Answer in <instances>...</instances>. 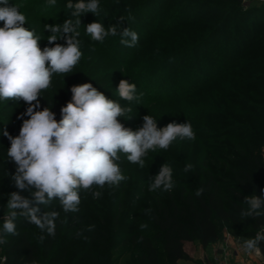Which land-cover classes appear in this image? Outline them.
Wrapping results in <instances>:
<instances>
[{"label": "rangeland", "instance_id": "rangeland-1", "mask_svg": "<svg viewBox=\"0 0 264 264\" xmlns=\"http://www.w3.org/2000/svg\"><path fill=\"white\" fill-rule=\"evenodd\" d=\"M67 2L56 0L55 6L49 7L47 0H9L10 5H17L26 16L24 27L40 36L41 49L54 46L48 44L50 33L45 31V24H63L66 19H75L66 8ZM114 2L99 0L98 15L87 13L81 17L82 24L78 29L83 53L81 60L71 72L53 74L51 86L40 93V110L51 108L59 121L64 103L71 102L70 89L83 81L92 83L109 99L132 108L130 113L120 118L125 127L133 131L139 129L145 115L156 119L160 128L170 122L188 121L195 132V139L177 138L166 150H150L144 157L143 168L130 163L126 154L119 153L117 163L127 179L118 185L80 189L81 202L77 212L65 213L58 199L49 205H41V214L45 211L59 212L56 224L61 231L77 232L76 241L85 235L87 220H97L99 216L105 221L103 227H107L114 218L118 221L117 226L124 223L129 230L137 227L147 231L152 210L161 203L167 205L169 193L177 198L183 182L186 188L194 189L196 193L202 188L201 181L205 180L209 170L224 186L235 182L233 176L237 170V174L243 175L241 168L246 170L250 157L252 164L258 163L259 158L264 164V66H256L246 73L236 71L252 48L244 49L247 42L244 38L250 33L247 28L264 19V0H240L235 3L244 11L258 9L259 15L256 13L255 16L259 19L246 27L248 24L233 15L226 31L223 29L216 35L210 33L216 20L209 19L214 12V4L208 0H152L139 18H134L130 10L121 14V9L113 7ZM252 16L245 20L250 22ZM92 22H100L105 28L121 24V29L133 22L129 28L138 33V43L127 47L120 43L119 35H109L103 42L94 41L85 28ZM0 27H3V22H0ZM56 43L64 45L65 40L59 39ZM122 79L135 83L137 93H143L138 101L129 103L120 99L116 88ZM27 107L22 100H0V228L7 215L9 194L19 191L11 180L16 165L7 156L10 141L3 133L7 131L13 137L19 134L23 120L17 117ZM128 117L132 118L124 120ZM165 163L173 170L174 187L170 191H150L151 178ZM187 164H192L193 169L185 172ZM194 172L201 174V179L195 175L190 181H182L185 174L193 177ZM94 191L101 193L99 198H93ZM21 195L27 197L29 193L22 192ZM15 223L18 236L23 230L36 238L45 233L24 217H18ZM216 225L221 232L219 239L223 240L228 232L232 238L235 237L234 245H228L229 248L223 245L224 251L215 242L203 246L197 239L186 241L184 248L189 251L191 259L202 260L205 256L203 252L210 249L213 254L224 253L231 264H263L262 252L254 261V254L245 252L242 247L243 240L250 237L234 236L231 229L219 221ZM128 244L129 241H124L114 250V255L123 252L117 264H128L134 257L135 252ZM5 248L6 243L0 245V257L6 256ZM205 259L209 261V258Z\"/></svg>", "mask_w": 264, "mask_h": 264}, {"label": "clouds", "instance_id": "clouds-1", "mask_svg": "<svg viewBox=\"0 0 264 264\" xmlns=\"http://www.w3.org/2000/svg\"><path fill=\"white\" fill-rule=\"evenodd\" d=\"M49 7L56 0H47ZM66 8L70 16L63 24H45L48 44L40 47V36L34 30L24 27L26 16L9 0H0V100L23 101L28 105L18 119L23 123L19 134L3 135L10 141L8 158L16 165L11 176L19 190L9 194L7 215L0 228V245L7 243L8 235H18L16 219L24 217L41 232L54 236L59 212L41 214L40 206L49 205L58 199L65 213L77 212L81 202L80 189L91 190L93 186L103 188L118 185L127 179L117 163L119 153L126 154L132 164L145 166L144 157L152 150L168 149L177 138L195 139L190 122H170L158 127L151 115L143 117V125L133 131L120 122L132 111L119 101L109 99L92 83L73 86L71 102L61 108V119L49 107L40 110V93L51 86L53 74H65L80 62L83 55L80 48L79 26L84 14L98 15L99 0H68ZM123 22V18H120ZM92 40L103 42L106 37L120 36V43L134 47L139 40L138 33L121 24L105 26L92 22L85 26ZM64 39L65 44L56 43ZM121 100L129 103L138 101L143 93H137L135 83L122 79L116 88ZM24 116L29 117L23 119ZM128 117L124 120H130ZM193 169L187 164L185 172ZM173 170L165 163L151 178L150 191H170L174 187ZM203 188L197 189L200 196ZM27 192L26 197L21 195ZM93 198L101 193L94 191ZM246 208L241 215L264 216V195L252 194L244 199ZM94 226H89V231ZM41 240L44 236L40 237ZM264 241V228L254 237L243 240L242 247L249 254L261 255L260 242Z\"/></svg>", "mask_w": 264, "mask_h": 264}, {"label": "trees", "instance_id": "trees-1", "mask_svg": "<svg viewBox=\"0 0 264 264\" xmlns=\"http://www.w3.org/2000/svg\"><path fill=\"white\" fill-rule=\"evenodd\" d=\"M114 1L113 7L121 9V14L130 10L133 12L134 18H139L147 3L152 0ZM239 1L208 0L209 3L214 4V12L209 16V19L216 20V24L210 31L211 35H216L223 29L226 31L228 22L233 15L248 24L246 27L256 21L255 15L258 9L256 11L241 10L235 5ZM251 14L253 15L252 19L247 22L245 19ZM132 25L133 22L124 27L129 28ZM247 29L251 34L249 33L247 39L244 38L247 41L244 49L252 48L245 54L236 69L240 73H246L256 66H264V19L262 18V21L256 26ZM239 30L242 31V27ZM83 83L80 81L76 85ZM18 108L20 109V106ZM16 112L15 110L14 113ZM250 159L252 157L247 160L246 170L241 168L243 175L237 174L239 172L237 170L233 176L235 182L224 186L212 176L211 170H209L205 180L201 181L204 190L203 196H197L195 190L186 188L185 182H183L177 193V198L169 193L167 195L168 204L164 206L161 203L155 210H152L147 231L137 227L129 230L124 223L117 226L118 221L114 218L110 220L107 227H103L102 224L105 221L101 216L97 217V220L92 218L87 220L88 229L90 225L94 227L91 231L86 229L85 235L78 241H76L77 232L61 231L58 224H56L54 236H48L45 232L36 238L28 235L30 232L23 230L19 236L10 235L7 238L6 263L117 264L118 259L123 257V252L114 255V250L124 241H129L128 245L135 254L130 260L131 263L128 261V264H178L179 259L189 258L184 249V242L197 239L201 245L207 246L220 238L221 232L216 221L230 228L234 236L254 237L257 230L264 228V216L246 218L241 215V211L247 207L244 203L247 195H264V164L261 162V158L255 165L250 162ZM214 160H219V158ZM220 161L223 162L221 159ZM196 173L192 174L193 177L185 174L182 181H190L191 178H195V175L201 179V174ZM125 221L127 220L125 219ZM123 233L124 237H122ZM41 236H44L43 240L40 239ZM259 247L264 256V241L260 242Z\"/></svg>", "mask_w": 264, "mask_h": 264}, {"label": "crops", "instance_id": "crops-1", "mask_svg": "<svg viewBox=\"0 0 264 264\" xmlns=\"http://www.w3.org/2000/svg\"><path fill=\"white\" fill-rule=\"evenodd\" d=\"M234 239H235V237L232 238L231 236H229L226 239L225 238L223 240L222 239H218V240H216L214 242L219 244V245H224L227 248H229L228 245H232V244L234 245ZM184 249H185V251L187 253H189V251L186 250V248H184ZM210 251L211 250L209 249V250H205L203 252L204 255H205L204 258L202 257L203 259L201 258L203 261L202 260H200V261L193 260V259H191V256L188 254L189 258L188 259H179L178 260V264H217L216 262H214L215 261L214 257H219L220 254L219 253L218 254H216V253L213 254V252H210ZM219 252H221V251L219 250ZM205 257L209 258V261H206Z\"/></svg>", "mask_w": 264, "mask_h": 264}, {"label": "built area", "instance_id": "built-area-1", "mask_svg": "<svg viewBox=\"0 0 264 264\" xmlns=\"http://www.w3.org/2000/svg\"><path fill=\"white\" fill-rule=\"evenodd\" d=\"M257 231H260V230H257ZM227 236L229 237L230 233L227 232L226 235H224V238L225 239L228 238ZM221 246H222L221 248L225 251L226 249L223 248V245H221ZM257 257L258 256L254 254V258L252 260L257 261V259H258ZM214 259H216V262L218 264H231L230 261H228V258L224 253H223V255L220 254L219 257H214ZM0 264H6V257L5 256L0 257Z\"/></svg>", "mask_w": 264, "mask_h": 264}]
</instances>
